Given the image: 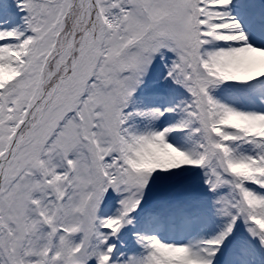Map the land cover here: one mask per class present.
<instances>
[{"label":"snow or ice","instance_id":"6c2138e0","mask_svg":"<svg viewBox=\"0 0 264 264\" xmlns=\"http://www.w3.org/2000/svg\"><path fill=\"white\" fill-rule=\"evenodd\" d=\"M0 264H264V0H0Z\"/></svg>","mask_w":264,"mask_h":264}]
</instances>
